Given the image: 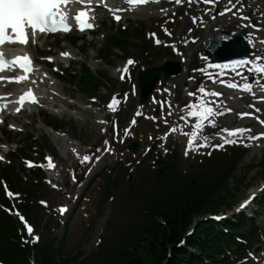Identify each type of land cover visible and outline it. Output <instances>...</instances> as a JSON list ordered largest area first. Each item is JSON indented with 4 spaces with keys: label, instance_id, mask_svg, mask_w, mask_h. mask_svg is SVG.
Masks as SVG:
<instances>
[{
    "label": "snow or ice",
    "instance_id": "snow-or-ice-1",
    "mask_svg": "<svg viewBox=\"0 0 264 264\" xmlns=\"http://www.w3.org/2000/svg\"><path fill=\"white\" fill-rule=\"evenodd\" d=\"M93 0H0V45H4L6 42L11 43H19L21 45H25L29 42V36L34 37L37 34V30L39 32H47V31H56L57 26L59 25L63 31H69L73 27V24L68 22V15L60 10L61 5H67L69 3H79L82 5H90L92 4ZM97 4H103L104 0H95ZM148 0H125V3L129 6H136V5H142L147 3ZM177 4H180L183 2V0H175ZM204 4H215L216 0H203ZM228 4L232 5V7H236V4H233V0H228ZM242 6V5H241ZM105 7H108V5H105ZM110 11H113L112 9H109ZM123 8L116 9L115 11H123ZM131 10V9H129ZM92 9L89 7L87 8V11L85 10H79L77 13L74 14V19L77 22V26L83 30L84 28H92L94 25L92 23H88L89 19H94L95 17H90L88 14L91 13ZM163 11V9H161ZM225 12H229L232 15H236V12L232 11V8L225 7ZM223 13H221L222 15ZM114 18L116 20H120L121 17L119 15H114ZM167 31V29H166ZM191 31V29H189ZM151 35H155L154 33ZM171 35V33H169ZM160 41L157 40V43ZM186 42V41H185ZM264 43V40L261 41ZM173 42V50L178 51L174 47ZM64 56L70 55L69 53L65 52L62 53ZM25 61V63H21L20 67L25 69V72L29 71V63H30V57L25 54L23 57H14L13 60L19 61V60ZM45 59H53L52 57H46ZM264 57L256 56L255 59L249 60L248 57H242L238 60H232L230 62L231 65H235L237 67H245L249 64L255 65L254 68H249V71H255L257 73H264V64H257L256 61L262 60ZM13 60L8 61L9 64L13 63ZM4 60L2 58V54H0V69L4 67ZM134 61L132 59H129L126 64L123 67V72H127V65L133 64ZM238 75V73H237ZM27 76H0V80H7V81H21L26 79ZM121 78H124L123 75ZM221 83H225L224 81H221ZM228 86L232 88H240L245 91L251 92V86L247 83L242 84H236L235 82H228ZM200 93H207L208 95H215L219 97L222 95L220 92H212L204 89L201 87L199 89ZM189 95L194 96L195 93H189ZM26 97L30 98L35 102V96L32 94L31 90H27L24 94L21 95L20 101H23ZM259 99L264 100V96L258 97ZM95 99V97H93ZM118 103V100L113 97V99L109 102L107 105L109 110H115L114 105ZM192 108L194 110L188 111L187 115L189 116H200L204 115L205 120H207V123L214 124V121L211 119H208V117H211L213 115H222V113H218L215 108H213L211 105L207 104L206 102L203 104H186L185 108ZM19 110V109H17ZM225 111H232L230 108H226ZM259 111V109H258ZM171 115V113H169ZM240 116L245 115H251V113H238ZM153 119H156V117H152ZM183 119V117H181ZM166 124L168 123L167 120L164 121ZM132 123H135V120L132 121ZM261 124H264V119L260 120ZM196 128L199 130L203 129V122L201 120H197L196 122ZM103 131V129H101ZM176 127H170L169 132H176ZM222 132H227L228 136L224 137L225 143H232V142H238V143H244L243 140H233L229 139V137H235L243 134L245 131H251L250 129L245 130L243 128H233V129H222ZM125 132H127V129H125ZM167 134V133H166ZM219 134V133H218ZM197 133L194 131L189 135V138L187 139L188 145H193L194 139L196 137ZM260 137H264V132H260L256 134L255 136H249V140L259 139ZM107 144V141L104 142ZM214 147H222L221 144L213 145ZM107 151V149H104ZM99 151V150H98ZM188 152L185 151V155H187ZM0 159H3V157H0ZM49 161L51 158H47ZM90 159H93L92 157L85 155L83 156L84 161H88ZM95 159H99V157H95ZM32 162H29L31 164ZM55 186V185H54ZM7 191V190H6ZM7 195L13 196L18 195L14 194L10 191H7ZM253 196L255 193L252 194ZM252 197L250 196L248 200H245L241 207H244L249 200ZM42 204H46V201H41ZM64 210L63 208L61 209ZM20 219L24 221V217L20 216ZM25 226L27 227V230L29 233L32 232V228L30 225H27V222L25 221ZM38 237H34V239H37Z\"/></svg>",
    "mask_w": 264,
    "mask_h": 264
},
{
    "label": "trees",
    "instance_id": "trees-1",
    "mask_svg": "<svg viewBox=\"0 0 264 264\" xmlns=\"http://www.w3.org/2000/svg\"><path fill=\"white\" fill-rule=\"evenodd\" d=\"M9 171L6 169L7 173ZM241 181L242 177L238 179V182ZM207 191L198 188L189 197L178 194L159 205L157 210H151L154 213L144 217L133 237L119 246L110 244L103 257L99 256L97 262L92 261V264H201V248L205 246L203 239L197 238V234L188 239V244L197 249L196 253L177 247V241L192 216L207 211L215 212L221 206L228 208L230 205L232 194L225 183L210 185ZM20 253L8 243L7 258L18 259ZM35 253L38 264H53L44 254L43 248ZM26 264H29L27 260Z\"/></svg>",
    "mask_w": 264,
    "mask_h": 264
},
{
    "label": "bare ground",
    "instance_id": "bare-ground-1",
    "mask_svg": "<svg viewBox=\"0 0 264 264\" xmlns=\"http://www.w3.org/2000/svg\"><path fill=\"white\" fill-rule=\"evenodd\" d=\"M122 25L123 24H120L117 27V30H120V28L122 27ZM35 69H39V65ZM47 85H48V87L50 89V92L45 95L46 96L45 99L52 100V99L55 98V95H56L55 94V90H58L59 91V88L57 87V85L55 84V82L51 78H48L47 79ZM47 109H49L52 114H59V116H57L56 118H54L53 116H51V115L50 116H47V114H44L43 111L38 110V112H41L42 113L41 114L42 117L40 118L39 122H37L36 124H40L39 126L42 127V128H44V129L41 132L39 130V132H31V133H29L30 136H32V135L34 136V139L32 140V144L31 145L25 144L24 145L25 148L32 146L35 150H39L38 148L42 144L41 143V138L39 136L45 137L47 135L49 136V134H50V135H53L57 139H61V138H63V136L67 135L70 131L77 132V133L80 132V130H79L80 127H78V125L76 124L75 119H78V118L82 117L81 115H79L78 113L73 112V111H68V112H66L64 114H60L63 109H62L61 106L56 105V104L53 105L52 107L51 106H48ZM15 119H19V117H13V120L12 121L15 122ZM58 120H60V121H58ZM56 121L59 124V129L62 130L63 126H65V125L70 126V128L68 130H62L60 133H57V131H54L55 128H57ZM44 130H47V131H44ZM60 149L62 151H64L66 149V145L64 144V142H61L60 143ZM33 157L35 159L43 160L42 158H40V157H38L36 155H33ZM0 174H1V172H0ZM90 176L91 175H89V177ZM85 185L86 184H84L83 187ZM256 191H257V187H255L254 189L252 188V190L250 192H256ZM80 193H81V189L79 187L78 192L74 196V198L76 199V201L74 202V204L71 203V205L65 210V213L62 214V220L63 221L66 220L67 216L72 215V213L74 212V210H73L72 207H73V205H75L76 203H78V201H79L78 196H79ZM99 206H100V204L98 205V207ZM2 209H3V205L0 206V211ZM3 211H5V210H3ZM3 213H5V212H3ZM63 232H64V230L61 233H63ZM10 237H11V235H10V233L7 230H4V231L0 230V259L3 257V255L5 253L6 241H9V243L11 245H17V246H22V247H25L26 246L25 243H22V242H19V241H16V240H11ZM106 241H108V238L106 239ZM38 242H39V239L33 241L30 244V248L33 249L35 246H37L38 245ZM88 258H90V260H91V256L90 255H89ZM5 263H6V261H3V264H5ZM0 264H1V261H0ZM89 264H92V262L89 261Z\"/></svg>",
    "mask_w": 264,
    "mask_h": 264
},
{
    "label": "rangeland",
    "instance_id": "rangeland-1",
    "mask_svg": "<svg viewBox=\"0 0 264 264\" xmlns=\"http://www.w3.org/2000/svg\"><path fill=\"white\" fill-rule=\"evenodd\" d=\"M260 3H262L263 5H264V0H261L260 1ZM91 46V45H90ZM94 52V50L90 47L89 48V50L85 53V55H86V57H91ZM31 120V119H30ZM36 119H34L33 118V121H32V123H29V124H27V126L25 127V129L22 131V134H20V135H24V134H26V133H28L29 131H30V129H32L34 132H39V129L38 128H35L34 127V121H35ZM136 136L137 137H140L143 133H144V126L143 125H139L138 126V128L136 129ZM11 134L12 135H15V136H17V137H19L20 135L18 134V133H15V132H11ZM45 146H47L48 147V149L46 150V151H48V152H50V153H54L55 152V149H54V147H53V145H50V144H48V143H46L45 144ZM43 147L42 146H39V150H43L42 149ZM256 153L258 154L259 153V151L257 150L256 151ZM33 154H35V153H33ZM58 158V157H57ZM58 160H59V162L60 163H58V168H63V166H62V164L63 163H65L64 161H62L60 158H58ZM62 163V164H61ZM182 165H185L186 166V162L184 161V160H181V162H180V166H182ZM55 171H58V169H55ZM62 171V170H61ZM255 174V171H252L251 173H250V176H252V175H254ZM65 180V179H64ZM261 182V180L260 179H253V180H250V181H248L247 183V185H245V184H243L242 186H241V188H240V190L235 194V198L232 200V202H233V204H232V207L233 206H235V204L241 199V198H244L247 194H248V192L249 191H251L250 189H252V188H254V187H257L258 185H259V183ZM120 193L121 192H118L117 193V195H115L114 197H115V199H116V201L117 200H122L123 199V197L120 195ZM45 197L48 199V200H52L51 199V193L49 192V193H47L46 195H45ZM100 198H101V196H100ZM87 200H90V201H88V202H95V201H98L99 200V193L98 192H95V193H93V195H91L90 196V198L89 199H87ZM126 203L125 202H122V203H119V205H125ZM98 205H99V201H98ZM129 208V207H128ZM127 207H124V211H125V213H126V211H127V209H128ZM109 211H110V202H108L107 204H106V209H105V215L103 216V217H101L98 221H97V216H96V219H94L95 221H96V223H100V224H102V222L107 218V216H108V214H109ZM222 211H226L225 209H219L218 210V212H222ZM125 213L123 212V213H121L120 212V214L121 215H119V217H122L123 215L122 214H124L125 215ZM96 215H97V213H96ZM95 217V214L93 215V217H91V218H89V220H92L93 218ZM94 230L92 231V235L90 236V243H88V245H86L87 247H88V249H90V247H91V244H92V239H93V237L95 236V234H96V228H93Z\"/></svg>",
    "mask_w": 264,
    "mask_h": 264
}]
</instances>
